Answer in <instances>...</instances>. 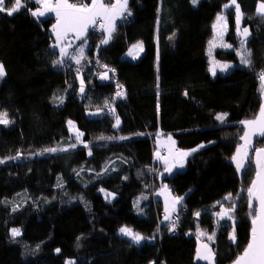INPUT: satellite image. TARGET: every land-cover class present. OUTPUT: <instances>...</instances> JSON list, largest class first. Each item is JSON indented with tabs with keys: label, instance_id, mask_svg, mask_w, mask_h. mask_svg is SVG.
I'll return each instance as SVG.
<instances>
[{
	"label": "trees",
	"instance_id": "16d2710c",
	"mask_svg": "<svg viewBox=\"0 0 264 264\" xmlns=\"http://www.w3.org/2000/svg\"><path fill=\"white\" fill-rule=\"evenodd\" d=\"M228 2L198 0L194 6L190 0H129L133 15L129 23H117L108 45H100L102 35H89L90 50L82 61L83 95L79 94L75 64L67 73L52 67L54 57L48 53L54 40L50 35L54 17L38 22L28 11L37 7L34 3H27L13 16L0 13V63L6 71L0 81V111L6 110L14 121L0 125V158L15 156L18 150L22 153L20 159L0 165V264H65L67 258L79 264H202L195 262L197 227L208 234L216 231L217 218L211 214L220 210L216 202L231 207L223 197L231 192L235 202L242 190L235 211L239 247L228 239L230 221L218 229L215 242H209L207 236L201 239L218 250L219 264L232 263L243 251L251 228L246 190L255 167L249 161L243 175L238 174L231 156L243 135L239 121L254 118L261 103L256 73L264 68V19L256 14L258 0H237L245 14L241 25L251 33L247 47L254 68L249 71L236 66L212 78L206 53L218 13L228 17L224 40L233 48L215 49L214 58L238 64L234 6L223 10ZM173 32L175 37L169 40ZM137 41L143 42L144 51L131 61L125 54ZM104 64L115 69L125 98L112 100L117 88L111 75L106 81L99 80V74L106 71ZM60 96L63 104L54 98ZM106 99L120 117L118 128H113L115 115L106 110ZM97 109H102L98 116H87ZM218 113L229 114L226 123L215 119ZM69 120L84 133L82 143L68 152L33 155L44 148L77 143L68 132ZM157 130L171 135L180 149L202 143L205 147L187 158L182 171L159 178L153 160ZM101 135L116 139L100 140ZM121 136L128 139L120 140ZM84 143L89 144L91 156ZM254 145L264 147V138H256ZM151 168L156 172H150ZM102 169L107 171L97 177ZM161 183L168 185L174 196L187 194L178 209L182 221L173 236L162 220L161 202L153 198ZM101 188L115 196L106 199ZM13 206H18L16 212H12ZM198 211L204 214L194 216ZM121 226L155 238L132 245L119 235ZM13 227L22 231L16 242L9 231ZM78 236H82L80 241ZM37 245L40 249L35 251Z\"/></svg>",
	"mask_w": 264,
	"mask_h": 264
},
{
	"label": "snow or ice",
	"instance_id": "6c2138e0",
	"mask_svg": "<svg viewBox=\"0 0 264 264\" xmlns=\"http://www.w3.org/2000/svg\"><path fill=\"white\" fill-rule=\"evenodd\" d=\"M27 3H34L37 7L33 10L28 8L30 15L35 18L38 22L43 24L44 20L41 18L47 17V14L51 13L55 16V23L51 25L50 35L54 38L53 42L50 43L49 55L54 58L51 60L52 67L57 70H64L66 73L69 69L72 68V65L75 64L77 68L76 79L79 80V94H85V80L81 76L83 70L82 61L85 59L86 50H90V45L88 41L90 39L89 30H96V26L99 25V30L102 35L100 45H108L113 39L114 34L117 30L118 21H126L129 17L133 15L129 0H91L90 3L87 2H71V0H0V13H5L8 16H13L18 13L21 9L27 7ZM192 5H197L198 0H190ZM10 4V6H9ZM231 6H234L235 9V31L236 36L239 41V47L235 48V54L239 59V64L245 69L251 71L254 68V61L252 59L251 49L247 47L249 38L251 36L249 27H241L242 20L244 19V13L242 11L241 5L237 0H229L228 3L223 5V10L227 12ZM160 12L161 8H157V25L160 23ZM256 14L264 19V0H258L256 6ZM229 21L228 17L222 13H218L216 16V21L212 24L213 38L208 41L209 51L208 56L209 60V72L213 76L217 75V70L221 73L230 72L235 65L226 61H218L212 58V49L217 46L225 48H233L232 44L225 43L223 41L224 34L228 30ZM158 31V29H157ZM69 36L74 37V40L69 41ZM175 37L173 32L169 36V40H172ZM75 41H79L80 44L74 47ZM219 42V43H218ZM99 47V46H98ZM144 51V45L142 41H137L136 44L132 45L129 49L128 55L132 59H136L139 56L140 52ZM159 37L157 36V73H159ZM99 64V60L96 61ZM106 71L99 74L100 80H108L109 73L115 74V69L110 68L107 64L102 65ZM257 79L259 81V94L261 103L259 110L252 119H244L239 121V124L243 126V135L239 137L242 143L236 145L235 152L231 156V161L235 165L236 172L243 175V172L246 170V162L252 161L255 164V175L251 180L249 186L247 187V204H248V216L251 222V228L249 231L247 243L243 248L242 252H239L235 259L232 261V264H264V147H255L253 137H262L264 138V68H261L257 73ZM6 76L5 66L3 63H0V81H3ZM68 84V87L71 88L72 85L68 81H65ZM157 96L160 95V78L157 75ZM117 91L112 97L114 101L117 98H125L124 86L117 82L116 84ZM67 92V89H65ZM184 95L187 96V90L184 92ZM59 99V103L63 104L64 97H54ZM105 107L108 108L109 114L115 115V124L113 128H118L120 125V117L116 115L115 108L109 107V100H105ZM159 101L157 103V111L159 113ZM102 109H97V112L90 113V115H99ZM228 113H218L215 116V119L221 124L226 123V117ZM9 114L6 110L0 111V125L8 126L14 123L13 120L8 118ZM69 125V130H72L74 122L69 120L67 121ZM84 133L80 132L78 129L75 131V140L77 143L69 144L67 148H44L42 151L34 153L33 155L40 156L45 153H57V152H68L70 149H75L78 144L82 143L81 137ZM141 135V134H138ZM157 150L154 151L153 157L156 161L163 165L164 172L171 175L173 169L184 166L185 160L191 156L193 153H196L200 149L204 148L205 145L202 143L197 145L195 148L191 149H180L176 147V141L172 139L171 135L168 136L166 141H161L160 136L161 132L157 130ZM100 140H114L116 137H105L101 135ZM120 140H126L128 137L121 136ZM209 143H215L214 141H209ZM84 148L89 149V156L92 155V150L89 144L84 143ZM254 150V157L250 156V151ZM22 156V153L18 150L15 156H10L7 158H0V165L5 164L7 161L18 160ZM83 170V169H81ZM116 169L113 167L112 169ZM75 171V170H74ZM107 170L102 169L100 173H97V177L103 175ZM150 172H156L155 168L149 169ZM76 175L79 176V172H76ZM142 173L138 172V176ZM161 176L163 174H160ZM59 187H63L62 177H57ZM127 179V177H124ZM101 192H106L105 189L101 188ZM164 197V221L168 222V231L174 232L178 226L179 214L178 206L182 205L187 194L185 196H173L171 189L168 185H162L160 191L157 193ZM232 193L229 192L223 197V201L231 203V207H224L223 202L217 201L216 204L220 206L219 212H212L211 214L217 218L216 220V231H213L211 234L203 232L200 227H197L196 238L197 246L195 251V259L200 261H206L207 264H219L216 257L218 256V250L214 251L210 247L209 243L202 242V237L207 236L209 242H215L217 238V231L219 228L227 227L228 222H231L232 230L228 233V239L232 244L238 245V234H237V222L235 217V211L238 207L239 200L243 197V190L236 194L237 200L232 201ZM114 193L106 192V199L108 197H114ZM147 199V197H143ZM82 203H86L83 197H80ZM7 205L8 201L5 199L3 202ZM135 206V205H134ZM18 206L12 207V212H16ZM176 214V219L173 220L172 216ZM203 212H195L194 216L200 217ZM223 222V223H221ZM10 235L12 241L16 242V239L21 236V228L13 227L10 230ZM120 235L127 237L132 245H141L146 239H154L155 236L151 238H146L140 232L135 231L133 228L128 226H121L118 229ZM77 241L82 239V236H78ZM27 247V245H25ZM77 247H80L79 243ZM40 249V245L36 246L35 251ZM57 253L61 252L60 248L55 249ZM23 255V253H22ZM65 264H79L78 261L67 258ZM149 264H155V262L150 261ZM160 264H164L163 261Z\"/></svg>",
	"mask_w": 264,
	"mask_h": 264
},
{
	"label": "crops",
	"instance_id": "0c3cea01",
	"mask_svg": "<svg viewBox=\"0 0 264 264\" xmlns=\"http://www.w3.org/2000/svg\"><path fill=\"white\" fill-rule=\"evenodd\" d=\"M256 6H257V4H256ZM47 16H52V17H54V22L53 23H55V16H54V14H51V13H49V14H47ZM51 28V27H50ZM54 39V38H53ZM69 41H72V40H74V37H72V36H69ZM75 42H78V41H75ZM79 81V80H78ZM80 83V82H79ZM168 136L169 135H161L160 136V140L161 141H166L167 140V138H168ZM173 139V138H172ZM174 140V139H173ZM156 141H157V136H156V138H155V141H154V150H153V153H154V151H156L157 150V144H156ZM153 160H154V163H156L157 164V171L159 172V178H161V177H169V176H171L173 173H175V172H177V171H182L184 168H185V166H186V160H185V162H184V166L182 167V168H180V167H177V168H174L173 169V173L171 174V175H169L168 173H166V172H164V169H163V165L161 164V163H159L158 161H156L155 159H154V157H153ZM160 167H161V169H160ZM160 174H163L162 176L160 175ZM160 189H161V187L160 188H158L157 190H155L154 191V193H153V198L154 199H157V200H159L160 202H161V205H162V212H163V218H162V220L164 221V197L163 196H161V195H158L157 193L160 191ZM172 193V192H171ZM173 195V194H172ZM174 196V195H173ZM179 207H180V205L178 206V209H179ZM202 242H204V241H202ZM206 243V242H205ZM195 262L196 263H202V264H207V262L206 261H200V260H196L195 259Z\"/></svg>",
	"mask_w": 264,
	"mask_h": 264
},
{
	"label": "rangeland",
	"instance_id": "374dc122",
	"mask_svg": "<svg viewBox=\"0 0 264 264\" xmlns=\"http://www.w3.org/2000/svg\"><path fill=\"white\" fill-rule=\"evenodd\" d=\"M35 9V8H34ZM33 9V10H34ZM235 10V9H234ZM215 21H216V19H215ZM214 21V22H215ZM119 22V21H118ZM117 22V23H118ZM241 27L243 28V26L241 25ZM235 36H236V31H235ZM212 38H213V36H212ZM211 38V39H212ZM236 38V40H237V42H238V47H239V41H238V38H237V36L235 37ZM223 41L225 42V43H227L225 40H224V37H223ZM79 42V41H78ZM78 42H75V44L74 45H76ZM219 43V42H218ZM136 44V43H135ZM134 45V44H133ZM78 46V45H77ZM132 46V45H131ZM131 46H130V48H131ZM129 48V49H130ZM224 49V50H228L229 48H225V47H220V46H217L216 48H213L211 51H212V58H214V55H213V53H214V50L215 49ZM129 49L127 50V52H126V54H125V57L127 58V59H129V60H131V61H134V60H136V59H138V57L141 55V53L142 52H140L139 53V56L136 58V59H132V57L131 56H129L128 55V52H129ZM208 51H209V45H208V47H207V53H206V57H207V60H208V69H209V66H210V64H209V60H210V57L208 56ZM236 55V54H235ZM236 58H237V62H238V64H234V63H232L233 65H235V66H240V64H239V59H238V57L236 56ZM215 59V58H214ZM240 67H242V66H240ZM208 72H209V70H208ZM209 74H210V76L213 78V77H215V76H213L212 75V73L211 72H209ZM217 74H226V73H221V72H219V70H217ZM109 77H110V74H109ZM99 80H100V78H99ZM100 81H102V80H100ZM103 81H106V80H103ZM95 112H97V111H95ZM95 112H88L87 113V116L88 117H96V116H98V115H90V113H95ZM67 129H68V132H69V134H70V136H72L74 139H75V131L77 130V128H76V126L75 125H73V127H72V130L70 131L69 130V125H68V123H67ZM256 138H258L257 136H254L253 137V141H255V139ZM239 143H242L241 141L239 142ZM238 143V144H239ZM252 153V155H254V150H251L250 151V154ZM232 162V161H231ZM246 164H247V162H246ZM234 165V164H233ZM235 166V165H234ZM162 185H165L164 183H161V187H162ZM154 193V192H153ZM119 233V232H118ZM120 235V234H119ZM122 236V235H121ZM124 237V236H123ZM125 238H127V237H125ZM128 239V238H127ZM230 264H232V263H230Z\"/></svg>",
	"mask_w": 264,
	"mask_h": 264
},
{
	"label": "built area",
	"instance_id": "2783aa9c",
	"mask_svg": "<svg viewBox=\"0 0 264 264\" xmlns=\"http://www.w3.org/2000/svg\"><path fill=\"white\" fill-rule=\"evenodd\" d=\"M130 18L131 17H129L126 21H122V23L123 24H127V23H129V21H130ZM89 35H101V32H100V30H99V25H97L96 26V30H92V29H90L89 30ZM97 59V58H96ZM110 75L112 76V82L113 83H115V86H116V84H117V81H116V79H115V74L113 75L112 73H110ZM106 110H108V108H106ZM178 214H179V212H178ZM172 219L173 220H175L176 219V214H173V216H172ZM182 221V219H181V216H180V214H179V221H178V224L180 223ZM165 222H167V221H165ZM167 225H168V222H167ZM168 233L170 234V235H176L177 234V228H176V230L174 231V232H169L168 231Z\"/></svg>",
	"mask_w": 264,
	"mask_h": 264
},
{
	"label": "water",
	"instance_id": "95a60500",
	"mask_svg": "<svg viewBox=\"0 0 264 264\" xmlns=\"http://www.w3.org/2000/svg\"><path fill=\"white\" fill-rule=\"evenodd\" d=\"M254 155H255V153H254ZM254 155H253V157H254ZM253 165H254V167H255V164H254V162H253ZM254 175H255V173H254ZM254 178V177H253Z\"/></svg>",
	"mask_w": 264,
	"mask_h": 264
}]
</instances>
